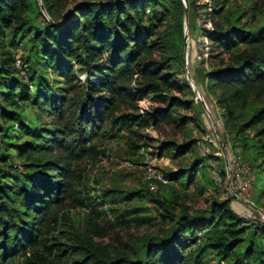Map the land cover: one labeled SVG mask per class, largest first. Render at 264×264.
<instances>
[{"label":"trees","instance_id":"obj_1","mask_svg":"<svg viewBox=\"0 0 264 264\" xmlns=\"http://www.w3.org/2000/svg\"><path fill=\"white\" fill-rule=\"evenodd\" d=\"M228 1L216 0L205 11L212 23L205 35L213 49L208 52L209 69H198L201 78L194 79L212 92L224 126L251 150L253 159L260 158L263 167L259 173L264 172V19L257 21L250 9L227 7ZM34 2L31 8L28 0H0V117L12 120L5 134L9 130L11 139L17 140L16 157L22 160L14 165L9 149L0 148V159L10 162L11 169L0 168V264L15 257L22 264H201L207 252L223 264H264L262 221L240 216L227 200L213 201L190 213L172 191L153 199L163 209L160 218L170 221L167 235L149 236L133 252L114 250L94 239L101 234L92 220L96 207L73 184L80 177L76 163L100 153L92 140L106 134L104 121L127 127L148 121L131 114L115 117L119 96L129 89L125 78L134 74L144 78L135 87L139 96L160 94L174 85L164 70L183 62L182 0H83L59 18L56 11L63 0H41L49 19L43 16L38 1ZM200 7L188 0L190 11ZM169 17L174 24L167 29L164 24ZM6 29L11 44L16 41L14 51L3 40ZM155 51L163 60L152 59ZM16 57L21 68L15 65ZM38 60L56 78H62L65 86L57 85L52 72L45 79L38 75L33 68ZM74 66L85 74L84 91L68 102ZM27 103L51 117L49 127H35L16 118L15 110L24 109ZM178 103L184 104L169 98L171 108ZM153 116L154 123L162 118L156 117L162 116L158 112ZM247 130H255L252 148L244 137ZM2 144L10 143L0 131ZM192 144L176 145V154H186ZM246 164L253 178L249 186L256 182V189L264 191V175L256 173V178L252 165ZM199 165L200 159L193 160L184 169L169 173L167 182L182 179L186 186ZM136 195L130 192L124 199ZM69 198L91 210L79 227L72 228L69 242L53 243L49 234L59 223L57 211ZM176 206L180 207L177 212Z\"/></svg>","mask_w":264,"mask_h":264},{"label":"rangeland","instance_id":"obj_2","mask_svg":"<svg viewBox=\"0 0 264 264\" xmlns=\"http://www.w3.org/2000/svg\"><path fill=\"white\" fill-rule=\"evenodd\" d=\"M34 1L28 0L31 8ZM37 1L39 5L41 0ZM81 1L83 0H63L61 7L56 11V17L59 18L60 13L64 14L65 10ZM184 1L186 11L183 15V62L180 60L171 69L164 70L170 75L174 85L160 94L144 92L139 96L135 87L139 86L138 83L144 78L139 74L125 78V85L129 89L119 96L115 117L131 114L148 121L143 125L130 127L119 122L113 124L111 120L104 121L102 127L106 134L100 133L92 140L100 153L95 157H84L75 165L80 177L78 181L74 180L73 184L76 190L87 193L96 207L92 220L100 227L101 234L95 235L94 239L114 250L126 249L133 252L140 249L145 238L167 235L170 221L160 218L159 212L163 209L153 199H162V194L168 195L171 191L178 196V203L190 213L207 208L213 201L227 200L240 216L247 219L256 218L264 223L263 189H256L254 182L245 191L239 190L238 185L242 177L240 174L236 175L234 167L235 161L250 163L257 178L256 173L263 167L262 162L260 158L253 159L251 150L244 148L234 131L224 126L222 112L214 104L212 92L208 87L197 84L194 79L199 81L201 78L198 69H209L208 52L213 48L208 43L205 30L211 29L212 23L206 17L205 11L212 9L216 0H193L196 5L201 6L195 11L188 9V0H182L183 4ZM228 6L250 9L255 12L257 21L264 19V0H229ZM40 11L49 19L43 6ZM173 24L174 20L169 17L164 28L169 29ZM10 39V32L6 29L3 40L6 46L14 51L16 41L11 44ZM25 40L28 43L29 39ZM27 45L29 46V43ZM21 51V48L17 49L18 54H21ZM152 59L161 61L163 57L159 51H155ZM31 60L34 62L32 55ZM33 68L44 79L52 72L49 67L45 68L42 60L33 63ZM51 74L57 85L65 86L62 78H56L53 72ZM73 75L75 79L71 82L73 88L67 93L68 102H72L84 91L85 74L79 71L78 66H74ZM13 77L18 78L16 75ZM171 97L184 104L178 103L171 108V105H168ZM169 109L171 111L167 113ZM154 112L162 114L156 116L162 117L158 123H154ZM15 116L35 127H49L47 124L52 120L31 103H27L22 110H15ZM181 118L186 120L184 124L179 120ZM11 124L12 120L4 121L0 117V131L5 136V141L10 143L2 144L0 148L4 151L5 148L9 149L11 162L17 166L22 164V160L16 157L14 145L18 144L17 140L11 139L13 135L9 130L5 134V129ZM21 137L26 136L22 134ZM244 137L252 148L251 145L256 141L255 130H247ZM186 141H193L190 151L182 155L176 154L175 146ZM195 159H200V165L186 186L181 184L182 179L159 184L149 174L150 171L160 172L167 180L169 173L184 169ZM9 165L10 162L5 163L0 159L1 169H9ZM258 174L262 176L264 172L260 171ZM130 192H137V195L127 201L124 196ZM179 209L180 207L176 206L175 211ZM90 210V206L81 205L69 198L64 207L57 211L59 223L54 224L55 228L51 229L49 234L52 242H69L72 228L79 227ZM188 250L186 249L185 253ZM6 264H22V260L15 257ZM201 264L223 263L207 252L201 257Z\"/></svg>","mask_w":264,"mask_h":264},{"label":"built area","instance_id":"obj_3","mask_svg":"<svg viewBox=\"0 0 264 264\" xmlns=\"http://www.w3.org/2000/svg\"><path fill=\"white\" fill-rule=\"evenodd\" d=\"M15 65L18 68H21V61H20L19 57H16ZM22 73H23V71H22ZM234 167H235L236 175L238 176L240 174L242 177V181L238 185V188H239V190H241L243 192L249 186L250 181L252 179V176L250 173L251 172L250 167L247 164L242 163L241 161H235ZM149 174L156 181L163 183V184L167 183V180L164 178V176L160 172L150 171Z\"/></svg>","mask_w":264,"mask_h":264},{"label":"water","instance_id":"obj_4","mask_svg":"<svg viewBox=\"0 0 264 264\" xmlns=\"http://www.w3.org/2000/svg\"><path fill=\"white\" fill-rule=\"evenodd\" d=\"M184 4H185V11H186V2L184 1ZM39 5H40V8L42 9V4L41 3H39ZM185 50H186V48H185ZM202 103H203V101H201Z\"/></svg>","mask_w":264,"mask_h":264}]
</instances>
